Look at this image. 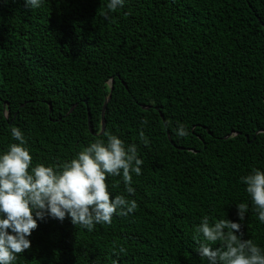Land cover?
<instances>
[{
  "label": "trees",
  "instance_id": "trees-1",
  "mask_svg": "<svg viewBox=\"0 0 264 264\" xmlns=\"http://www.w3.org/2000/svg\"><path fill=\"white\" fill-rule=\"evenodd\" d=\"M108 3L0 0V154L19 143L17 127L32 166L70 161L104 132L143 160L134 194L122 173L106 179L134 212L92 231L67 216L37 220L12 264H208L193 241L204 216L241 224L264 253L241 180L264 171V0H124L105 17Z\"/></svg>",
  "mask_w": 264,
  "mask_h": 264
},
{
  "label": "clouds",
  "instance_id": "clouds-1",
  "mask_svg": "<svg viewBox=\"0 0 264 264\" xmlns=\"http://www.w3.org/2000/svg\"><path fill=\"white\" fill-rule=\"evenodd\" d=\"M42 3L43 0H24V7L35 9ZM123 4L124 0H109L105 17ZM176 134L184 137L189 133L184 125L178 124ZM103 135L106 141L91 142L75 158L61 165L32 166L22 131L12 127L11 136L19 143L10 144L8 151L0 154V264H12L17 254L31 247L28 237L37 228V220L51 217L62 222L67 216L74 226L79 224L92 231L97 224L111 225L113 215L127 216L134 212L135 200L122 195L112 198L106 179L108 175L122 173L127 193L134 194L131 173L141 174L143 160L138 158L135 144L125 148L117 136L109 132ZM139 136L146 146L149 141L143 130ZM241 180L255 205L258 220L264 223V171L253 168ZM247 210L245 203L237 206L240 221ZM201 235L203 241L199 239ZM242 236L241 224L227 219L212 224L204 216L195 228L193 241L198 245V254L208 264H264L261 248ZM217 241L223 242L222 247L213 250L211 245Z\"/></svg>",
  "mask_w": 264,
  "mask_h": 264
},
{
  "label": "water",
  "instance_id": "water-1",
  "mask_svg": "<svg viewBox=\"0 0 264 264\" xmlns=\"http://www.w3.org/2000/svg\"><path fill=\"white\" fill-rule=\"evenodd\" d=\"M112 84H113V79L110 80V87H111V89H112ZM109 98H110V96L108 97L107 101L103 104V107H102V110H101V130H100V134L103 133L104 128H105V125H104V112H105L106 104H107ZM72 110H73V108L70 109L69 113H70ZM6 115H7V114H6ZM89 118H90V116H89V112L87 111V120H88V124H89ZM89 129H90V127H89ZM90 132H91V131H90ZM168 139H169V137H168Z\"/></svg>",
  "mask_w": 264,
  "mask_h": 264
}]
</instances>
